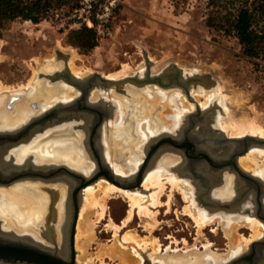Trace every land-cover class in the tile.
<instances>
[{"label":"rangeland","instance_id":"374dc122","mask_svg":"<svg viewBox=\"0 0 264 264\" xmlns=\"http://www.w3.org/2000/svg\"><path fill=\"white\" fill-rule=\"evenodd\" d=\"M208 1L209 0H123L121 8H119L118 12L115 14L109 27L104 32L99 33L97 46L90 50L80 48L74 43L73 32L88 26L85 24H77L68 19V15H70L69 11L72 9L70 5L58 8L59 16H57L55 13L56 10H54L40 23H33L32 21L23 19L10 21L0 29V83L7 87L6 89L9 87L8 90L4 89L7 92L2 91L3 94L1 93L0 95H9L10 98L15 100L13 103L17 106L23 101L22 95L19 94L20 97H18V95L13 96L11 94L15 92L13 89H18L20 87L21 89L18 90L23 89V91H26L27 87L29 88L30 84L35 80L39 81V85H44L45 88L50 90L43 95L39 91H36L33 96V102L35 101V104H37V100L45 102L44 98L49 99L44 107L39 110H34L31 115L34 116L62 100V98H59L50 101L58 95L54 91L55 87H62L64 85L69 86V88H67V92L69 93L68 98L78 95L79 91L75 89L73 85L65 82V80L59 79L53 81L44 76L47 73L54 72L55 69H62L65 66H68L71 72L79 76H86L97 72L110 78H124L136 74L142 75L147 69H150L151 72L156 74L165 70L176 71L177 68L181 69L183 74L209 75L210 77H207V83L203 81L191 84L188 93L180 86H160L157 83H148L139 86L128 83L123 86L122 89L124 91L119 90V87H111L105 90L104 87L97 86L99 90L102 89L101 91L110 93L111 97L109 99L112 100L111 102L115 103V108L112 107V116L103 121L100 136L97 140L98 142L94 143V147H96V144L99 146L103 158L110 164L111 168V159L118 163H123V165L127 167L128 165L132 166L134 162H136L135 158H133V154L136 153L138 157H142V160L140 162L137 161L140 165L136 167V169L134 168V171L131 169L133 172H137L141 166V162L144 161L146 151L143 146H146L149 141V136L145 137L140 135L137 129V123L140 121L141 126L144 124V129L147 122L153 123L154 126L158 125L161 129L159 131H164L163 133L158 132L160 133V135H158L160 138L165 136V134L169 135L174 133L175 129L173 128H177V126L172 123L171 119L172 113L177 111V106L175 103L172 104L170 100H167L165 93L179 94L180 97L178 96L176 102L180 108L184 109L185 116L188 114L190 116L191 113L198 112V108L212 109L213 112L212 110L211 112L214 117L211 122L213 127L220 128L219 119L221 117H229L231 111L232 114H236L235 116L238 118L243 117L249 120V117L250 120H252L254 117L257 119L256 121L264 127V59L256 60L246 56L236 37L223 36L209 28L207 25V16L210 12V9L207 7ZM256 62L258 64H256ZM126 66H128V68ZM224 85L225 88L222 87ZM97 87L93 89V95L96 93ZM220 87H222V89ZM8 91H10V93ZM190 94L193 95L191 96ZM228 97H232V99L230 98L229 100ZM222 101H224V103ZM117 103H119V106L122 105L126 114L124 116V122H121L118 126H114V121L117 120L119 115L117 112ZM242 115H247L248 117ZM30 118L22 124L28 122ZM116 127H118V129H116ZM53 130L55 131L58 129L47 130L42 135L43 140L46 141L47 138L48 142H51L52 139L56 137V135H53ZM223 132L225 135L229 133L225 128ZM74 133L77 134L76 136L79 137L78 140L80 141L85 138V134L80 128L79 131H73V134ZM70 134L71 133L66 135ZM153 134L156 133L153 132ZM125 135L129 138L124 139ZM144 135H147L146 131ZM255 136L258 135L255 134ZM42 137L31 140V142H24L11 149L13 154L16 155L15 161L23 162L31 158L38 165L41 163L45 164L44 162H53L56 164H66L72 167L71 164H73V162L68 159L64 161L61 160L62 162H60V159H53L49 154L47 158H42V156L39 158V150L42 149L44 145V143H42L43 141H41ZM153 137L158 138L154 135ZM100 138H103L102 141ZM133 139L137 142L135 147L132 148L131 145L135 143ZM78 140L76 143L77 147L72 151L76 158L78 157L80 160L84 158V160L76 162L74 165L77 169V167L80 168V165L84 166L89 164L92 171L96 167L94 148L82 142L80 144ZM41 144L42 146H40ZM22 147H26L24 148L26 150L32 147L33 151L29 150L24 155L21 152L23 149ZM170 147L173 150L166 149L159 156L157 155L155 162L143 172V179L145 174L156 165V161L158 165L160 161L164 159V156L169 154L178 157L177 153H175V150L178 148L171 144ZM11 150H9V152ZM8 156L9 155H7V158ZM257 159L259 164L264 167V158L258 157ZM244 169L252 174L254 173L252 168ZM176 174L178 175V173ZM227 174L231 175V179L228 184L221 189L225 188V192L228 193H217V196L226 199L235 194V176L230 173ZM254 175L264 179L262 175ZM36 178L33 181L26 179V181L23 180V182H17V184H0V196H2L1 191L6 192L5 197L8 195L6 198L13 196V193L11 194L10 192L19 195L21 189L36 185L38 187L36 193L38 195L41 194L42 202L39 201L40 198L37 200V197L32 196V193L35 194L34 190L31 191L32 193L28 192L31 203L37 202L45 207V205H49L51 200V195L45 185H49L52 182H48L41 177L38 179ZM101 179L109 181L104 176H100L94 182L86 185L81 191L80 203L84 199L83 195L85 188L92 184L96 186ZM142 184L143 183L137 187H141ZM166 185L161 196L162 203L160 206L151 207L156 211L155 218L139 215L138 208L135 207L133 217L127 222L126 226H123L122 222L128 214L129 203L127 198L120 194H112L107 199L106 211L103 216L99 214L101 212L99 210L100 208L89 207V209L92 208L90 221L94 234L92 233L93 238L89 239V243L88 241L86 243L84 238H82L84 241L81 239L82 245L87 244L85 247L83 246L86 250V255L84 249L79 250L75 245L77 262L81 255L83 259L79 260V264H126L119 260L118 257L112 258L106 253L108 248L110 249V247L115 245L118 246L120 245L118 243L122 241L126 246V250L129 249L128 251H130L132 249L134 251L133 248L135 243L123 240V236L126 232H133L141 239L144 238L148 240V242H152L156 239L159 243V251L156 258L151 256L154 251L151 242H149L146 248L136 245L135 248L137 247L136 250L139 253L133 255L135 260H137L134 264H146L145 261L147 259L151 262H157V264H164L162 261L161 263L159 261L161 257L166 259L167 264H171L172 262V264H183L182 262L189 264H215L218 262H225L235 257H231L230 250L234 246L240 248H238L239 251L236 256L249 250L255 237L251 226L245 222V217H242L238 221L233 220L235 222L228 226V224H225V219L220 215H225L227 212L237 213V211L216 209L212 212L211 209H207L209 216L213 217V220L199 227L194 217H192L193 215L184 210L189 202L183 197L182 192L178 189H172L169 183H166ZM152 189L154 188H151V190ZM214 190L216 192L217 189ZM8 192L10 194H7ZM0 200V211L3 210L5 212H0V228L13 230L18 233L16 228L12 229L11 227H7L10 225H7L8 223L4 217L10 215V213L21 216L23 207L28 213L30 211L27 208L29 203L23 205V202H21L20 210L14 211L11 210V204L10 207L1 197ZM197 202L199 201L197 200ZM251 204L252 202L248 199L241 203L243 208L246 207L248 210L252 211L253 208ZM46 212H48V209ZM243 212L240 213L244 215L249 213L247 211ZM55 213L57 214V211ZM45 214L38 220L39 222L37 224L39 226L40 224H44ZM56 214H53L52 219H55L54 217L56 216L58 217ZM251 214L258 218L253 213ZM25 216H27V214L18 218H23ZM61 217L59 218L61 219ZM18 218L15 217V222L17 224H28L31 221L28 219L26 222H21L19 220L22 219ZM110 219H113V221L119 225L121 224V228L116 230L110 226ZM258 219L263 223V235L261 237L263 238L264 222L260 218ZM147 222H151L153 226L145 225ZM232 230L234 232H232ZM77 232L76 225L75 241H77ZM259 239L260 238L256 240ZM75 244H77V242H75ZM108 245L109 247L106 248ZM104 247L105 249H103ZM168 257L169 260H167ZM86 258L90 259V263Z\"/></svg>","mask_w":264,"mask_h":264},{"label":"bare ground","instance_id":"6f19581e","mask_svg":"<svg viewBox=\"0 0 264 264\" xmlns=\"http://www.w3.org/2000/svg\"><path fill=\"white\" fill-rule=\"evenodd\" d=\"M73 55H75V54H73ZM126 67L128 68V66H126ZM123 71H124V69H123ZM207 77L209 78L210 76L207 75ZM62 87H55L54 88L55 89L54 91L58 95L56 96V98L54 97L50 101H54V100H57L59 98H62L63 100L68 99L69 93L67 92V88H69V86L64 85ZM98 87H97V90L95 91L96 93L92 96V98L101 97V98H104L105 100H109V98L111 97L110 93L107 91H101L102 89L99 90ZM222 87L225 88V85ZM222 87H220V88L222 89ZM6 88L7 87H5L4 85H2L0 83V94L2 93V91H6L9 89V87H8V89H6ZM4 89H6V90H4ZM18 89H21V88L19 87ZM18 89H13V91L15 90V92L11 93L13 96L18 95V97H20L19 94L22 95L23 101L21 104H18L17 106L13 103V101H15V100H13V98H10L9 95H7V96H6V94L0 95V127H5V128H0V129L8 130V129H12V128H16L18 126H21V124L24 121H26L30 117L31 118L33 117L31 115L34 112V110H39L40 108H42L46 105V102H48L49 98L48 99L44 98L45 102L39 101V100H37V104H35V101L33 102V99H34L33 96H34V93L36 91H39L43 95L44 93H48V90H50L48 88H45L44 85H39V81L35 80L32 84H30L29 88L27 87L26 91H23V89L22 90H18ZM8 92L10 93V91H8ZM220 92H221V90H220ZM165 95H166L165 97H167V100H170L172 102V104L175 103L177 106V111L172 113V116H171L172 123L174 125H176L177 128L174 127L173 129H175V132L170 134V135L180 136V135H182L183 130L187 126H189L192 115L195 113H191L190 116H189V114L185 116L184 109L180 108L176 102V99L179 96L178 93H176V94L175 93H169V94L165 93ZM18 97H16V98H18ZM230 98L232 99V97H230ZM230 98H229V100H230ZM182 101H183V99H182ZM193 102H195V101H193ZM222 102L224 103V101H222ZM232 102H233V100H232ZM206 103H207V101H206ZM228 103H229V101H228ZM117 105H118L117 112L119 115H118L117 120L114 121V126L115 125L118 126L121 122H124V120H125L124 116L126 114L125 109L122 107V105L119 106V103H117ZM117 105H116V108H117ZM192 105H194V104H192ZM211 110L212 109H210V108H204V109L198 108V112H196V113H200L202 115V117H204V119H202L201 122L198 121L199 122L198 126L195 127L192 130V132L190 133V134L196 135L195 137H197V138L199 137V139L204 140L203 147L207 148L210 152L221 155V154L226 153V151H230L233 147V145H231V144H227V145L224 144V145L216 147L215 145H213V143H211L213 138L219 137V135H217V131H216L217 129L221 130L222 132H223L224 128L227 129L230 134L228 133L226 135H227V137H230V138H240L243 136H248L247 134H249L250 136H255V134H257L258 136H256V137L264 138V127H262L259 124V122L256 121L257 120L256 118L253 117V119L250 120V118L247 115L246 116L242 115V116L248 117L249 120H247V118L245 119L243 117L238 118L237 116H235L236 114H232V111H231V114L229 117H227V118L221 117L219 119L220 128L219 127H211V124H212L211 121H213V117H214L212 114L213 110H212V112H211ZM233 113H235V112H233ZM193 121H195V118ZM82 122H84V121H82ZM156 123H158V122H156ZM61 124H63V122ZM61 124L48 126L39 132L38 131L34 132L31 135L30 139L26 142H29V141L31 142V140L37 139V137L43 135L46 130H48L50 128L58 127ZM140 124H141V122L139 121L137 123V129H138V132H140V135L145 136V137L149 136V141L147 142L146 146H143L145 151H147V148L152 143V141L154 142L157 139H159L160 137H158V135H160V133H163L164 131H159V130H161L159 128V126L158 125L154 126L153 123H151V122L150 123L147 122L145 129H144V124L142 126ZM123 126H124V124H123ZM116 129H118V127H116ZM191 129L192 128L189 127L188 130H191ZM144 130L146 131L147 135H144L145 134ZM153 132L156 134H153ZM158 132H160V133H158ZM53 133H54L53 135H56V137L54 136L55 138L52 139L51 142H48L47 138H46V141L43 140V137H42L41 141H43L42 143H44V145H43V148L39 150V153H40L39 158H41V156H42V158H47L50 155L51 157H53V159H56V158L60 159V162L68 159V160H71V162H73V164H71L72 167H75L74 164L76 162H81L82 160H84V158H81V160L78 157L76 158V156L74 155V153L72 151L74 148L77 147L76 143H77V140L79 137L76 136L77 135L76 133H74L72 135L73 131L70 132V129H68L67 127L62 128V129H58L55 131L53 130ZM69 133H71V134L66 135ZM153 135L155 137H158V138H154ZM165 135H167V134H165ZM126 138H129V137L127 135H125L124 139H126ZM102 139H101V141H102ZM134 140L135 139H133V142H134ZM136 142L137 141L135 140V143H133L131 145L132 148L135 147ZM0 146L2 147L3 145H1V143H0ZM15 146H18V144L11 146V148L9 146H4V147L0 148V153H2L1 158H0V172H2L4 174H11V173L21 171V170L23 171V168H25V167L27 168V166H28V162H25L24 164H19V163H16V161H15V162L9 164V160L7 159V154H5V152L6 153L9 152V150L13 149ZM40 146H42V144ZM102 147H103V145H102ZM22 148L23 149L21 152L24 155L29 150L33 151L32 147L27 148V150L24 149L26 147H22ZM36 148H39V147H36ZM36 148H34V149H36ZM21 152H20V155H21ZM161 153H163V151ZM161 153H159L158 156ZM181 156H182L181 154L178 155V157L169 154V155L164 156V159L162 161H160V163L158 165H157V161H156V163H155L156 165L154 164L156 167L153 166L152 169H150L145 174L143 182H142L143 184L141 187H137V188L133 187V188L126 189V188H122L120 186H117V185H115L109 181H105L104 179H101L96 184V186H94L93 184L87 186L85 188L84 195H83L84 199L81 201V203L79 202L80 212L78 214L77 223H76L77 224V231H78L77 235H76L77 241H75V242H77V244H75L76 248L79 250H83V249L85 250L84 247L87 245L86 244L87 241L89 243V239L93 238L92 233L94 234V232H93V227H91V221H90V216H91V212H92L91 209L94 207L100 208L99 210L101 212L99 214H100V216L101 215L103 216L105 211H106L107 199L112 194L122 195L123 197L127 198V201L129 203V208H128V212H127L128 214L122 222L123 226L124 225L126 226L127 222H129L131 220V218L133 217V214L135 212V207L138 208L139 215L141 214V215H146V216L155 218L156 217V211L153 210L151 207L160 206V204L162 203L161 196H162V194H163V192L167 186L166 183H169V185H171L172 189H178L179 191L182 192L183 197L189 202L185 206L184 210L188 213H191V215H193L192 217H194V219L196 220L197 225L199 227H201V226L209 223V221L213 220V217H210L209 212L207 211V209L209 210V208L204 207L201 203L199 205V202H197V200H198L197 199L198 189L196 188V186L194 187L195 184L187 176L182 174V172L179 170L181 168V166L179 165L182 161ZM258 157L264 158V146H258V145L251 146V148L249 149V151L245 155L239 156L237 158V162L242 168L243 167L246 169L252 168L254 171L253 174L262 175V177H263L264 176V167H263V165L259 164V161L257 159ZM133 158H135L136 162H134V164L132 166L128 165V167L123 165V163L121 164L120 162L118 163L117 161H113L111 159L110 163L112 165L113 171L115 173L119 174L120 176H128L130 174H134L135 172H133V171L136 169V167H139V165H140L139 162L142 160V157H138L137 154L134 153ZM156 158L157 157H155L153 162H155ZM15 160H16V157H15ZM137 161H139V162L137 163ZM44 163H46V162H44ZM42 164L43 163H41L40 165L42 166ZM141 164H142V162H141ZM49 165L47 166L48 168H50ZM77 169H81V171H83L86 175H88L91 171V166H89V164H86L84 166L80 165V168L77 167ZM131 169H133V171ZM61 173H63V172H61ZM176 173H178V175ZM225 178H224L223 182L215 188V189H217L216 192H215V190L213 192V196H216V197L220 198L221 200H228L232 197V196H230L229 198L226 199V198H221V197L217 196V193H219V194L228 193V192H225V188L224 189H221V188L225 187L228 184V182L231 179V175H228L226 173ZM63 179H65V177ZM234 182H235V178H234ZM40 185H42V184H40ZM45 186L51 195V198H50L51 201L53 199L52 206H54V208H55L54 211L55 212L57 211L56 215H58V217L56 216L57 217L56 220H57V222H60L55 227L56 231L55 230L52 231L51 229L46 231L47 228H45V229L36 228V226L38 225L37 223L39 222L38 220L42 217L43 214L46 213L47 206L45 205V207H43L42 205L38 204L37 202L31 203L28 192L30 193L31 191H34V190H35V194H33L31 192L32 196L37 197V200H39V198H40L39 201L42 202L41 194L38 195L36 193L38 190V187L36 185H34V186H27L25 189H21V192L19 195L17 193L10 192L11 194L13 193V196L8 197V198H6L8 195H6V197H5L6 192L1 191L2 196H0V197L9 206H10V204L12 205V207L10 206L11 210H14V211L20 210L21 202H23L22 203L23 205L29 203L27 208L30 211L27 213V211L23 207L22 211H21V216L26 215V214H27V216H25L23 218H18L21 216L14 215L15 213L14 214L10 213V215H7L8 217L7 216L4 217V219H6V222L8 223V224L7 223L6 224L10 225L7 227H11L12 229L16 228V230L18 231V234L13 230H5V229L0 228V238L1 239L4 238V240H7V239L8 240L9 239L24 240L25 242L26 241L31 242L32 245L33 244L38 245V246L44 245V246H42L44 248H46V247L52 248V247H54V244H57L58 245L57 246L58 247V253L65 255L64 253L66 251L65 252L63 251L66 247L64 242H66V236H67V234H66L67 229H65L66 228L65 222L67 221L66 223H68V220L70 219V207H69L70 201L68 199V192H69L70 185L66 181H65V183L64 182L61 183V181L59 183V181H58V182H54V183L52 182L51 184H49V185L47 184ZM151 188H154V189H152L153 191L151 190ZM234 192L236 193V191H234ZM10 193L8 192L7 194H10ZM171 196H170V199H171ZM166 204H167V202H166ZM169 204H170V202H169ZM0 205H1V203H0ZM89 207H92V208L89 209ZM244 208L248 210V208H246V207H244ZM243 211H245V210H243ZM243 211L242 210L238 211L239 213L238 212L237 213L227 212L225 215H220V216L225 219V221H226L225 224L226 225L228 224V226L232 225L231 223L235 222L233 220L238 221L242 217H245L246 218L245 222L248 225H250L252 230H253V235L255 237V240L258 238H261L263 235V230H262L263 223L258 218L254 217L251 214V213H253L251 210L247 211L249 213H247L245 215L240 213ZM0 212L5 213L3 210ZM24 212H25V214H24ZM212 212H213V210H212ZM14 216L17 217L18 219H22L23 221L19 220L21 222H26V220L30 219L32 221V224H29V223L28 224H26V223L17 224L15 222ZM59 217H61V219ZM21 225H23L24 227ZM109 225L112 226L113 228H115L116 230L121 228V224L119 225V224L115 223L113 221V219H110ZM145 225H152V224H151V222H147ZM113 231H115V230H113ZM232 232H234V231L232 230ZM49 238H52V239L50 240ZM82 238L85 239L86 243L85 242L84 243L86 245H82L81 242L84 241ZM81 239H82V241H81ZM123 240L126 242H130V241L134 242L135 246L138 245L139 247H144V248H146L148 246L149 242H151V241L148 242V240H146L144 238L141 239L140 237H138L133 232H126V234H124V236H123ZM255 240H253V241H255ZM7 243H9V242H7ZM151 243L153 244V248H154V251L151 254V256L153 258L154 257L156 258V256L158 255V251H159L158 250L159 243L156 239H154V241H152ZM118 244H120V245L117 246L114 244L115 246L110 247V249L108 248L106 253H108V255H110L112 258L118 257L119 260H121L122 262H124L126 264H134L135 261H137V260H135L133 255H135V253L136 254L139 253L136 250L137 247L135 248V246H134V248H133L134 251L132 249L130 251H128L129 249L126 250V246L124 245L123 241L118 243ZM152 244H151V246H152ZM107 247H109V245L106 246V248ZM123 248H125V249H123ZM238 248L239 247L234 246L233 248L230 249L231 255H232L231 257L236 256L238 254V251H239ZM103 249H105V247ZM81 252H83V251H81ZM33 253H35V252L31 251L30 249L25 248V246H21V245L19 246L18 244L12 245V243H10V244H5V245H0V255H2V254L12 255V256L13 255H24V256H27L29 258L48 262V259L44 260L43 258H38V257L34 256ZM84 253H85V255L87 254L86 250L84 251ZM229 257H230V255H229ZM80 259H83V256L81 257V255H80L79 260ZM86 259L89 262L90 259H88V258H86ZM161 259L159 260L160 263L162 261L164 264H167V261L165 258L161 257ZM79 260H78V262H79ZM167 260H169V257ZM182 263L183 264H189V263H185V262H182ZM0 264H11V263H5L4 261L1 260ZM53 264H58V263L55 262ZM86 264H88V263H86ZM195 264H199V263H195Z\"/></svg>","mask_w":264,"mask_h":264},{"label":"water","instance_id":"95a60500","mask_svg":"<svg viewBox=\"0 0 264 264\" xmlns=\"http://www.w3.org/2000/svg\"><path fill=\"white\" fill-rule=\"evenodd\" d=\"M177 69L176 71L165 70L156 74L151 72L150 69H147V71H145L142 75L136 74L124 78H110L97 72L86 76H79L71 72L68 66L63 67L62 69H55L54 72L47 73L44 76L52 79L53 81L59 79L65 80V82L73 85L75 89L79 91L78 95L65 102H56L47 110L34 115L28 122L22 124L21 126L8 130L0 129V143L3 146H11L19 144L20 142H26L30 139L34 132H39L48 126L61 124L65 120L69 121L75 119L77 122L74 124L75 127L83 130L86 145L90 146L93 130L97 127V132L93 138L96 143L98 137L100 136L103 121L112 116V107L115 108V103L105 100L104 98L94 101L89 99L90 93L95 87L102 86L105 89L119 87V90L124 91L122 88L128 83L137 86L146 85L148 83H157L160 86H180L188 93L189 86L191 84H196L197 82L202 81H206V83L208 82L207 75L183 74L181 69ZM82 119L90 121L82 125L78 122ZM193 122L194 121L192 120L191 123ZM216 131L219 137L213 138L211 143H213L216 147L224 144H231L233 147L230 151H226V153L221 155L215 154L203 147L204 140L199 139V137H195L196 135L190 133H188L189 135H186V132H184L181 136H173L169 134L157 139L154 142L152 141L147 148L145 159L139 170L128 176H120L112 170L111 166L103 158L97 144L95 150L98 151L99 154L98 157H95L94 155L96 167L88 175H86L83 171L72 168L66 164L49 162V166L54 169L51 172L62 170L64 171V176L69 173L74 179L81 182L82 186H86L97 180L100 176H104L107 180H109V182L117 186L127 189L133 188L142 183L143 172L153 164V160L159 153L166 149L173 150L169 144H162L158 148L162 141H173V138L182 140L185 136H189L190 139L194 140V142L198 145V154L196 156H191L186 152L184 155L183 153H178L179 150H175V153H177V155H182V161L179 164L181 168L179 170L195 184L198 189V201L203 206L211 210L222 209L225 211L235 210L238 212L241 210L249 211L245 208L243 209V205H241L242 201L248 199L252 202L251 206L253 208V214L264 222V179L243 169L237 162V158L245 154L251 146H264V138L250 135L240 138H230L227 137L221 130L217 129ZM28 165L33 167V174L35 169L38 170L45 168L38 165L31 158L28 159ZM101 166L110 170L112 177L108 175L107 171L100 168ZM48 172L49 171L46 173ZM226 173H230L235 176L236 193L228 200H221L220 198L213 196V190L223 182ZM77 210L79 211V209H76V211ZM77 216L78 212H76L74 217V227L77 223ZM72 232H74V230ZM7 242L8 241L4 240V238H0V245L10 244ZM0 258L23 259L40 264H53L52 261L44 262L24 255L12 256L2 254L0 255ZM57 263L65 264L60 261H57ZM145 263L157 264V262H151L149 259H147ZM72 264H77L74 259ZM215 264H264V237L252 242L248 251L230 258L225 262H218Z\"/></svg>","mask_w":264,"mask_h":264},{"label":"trees","instance_id":"16d2710c","mask_svg":"<svg viewBox=\"0 0 264 264\" xmlns=\"http://www.w3.org/2000/svg\"><path fill=\"white\" fill-rule=\"evenodd\" d=\"M75 4V0H0V29L16 19L40 23L54 10L65 5L73 8ZM207 7L209 28L223 36L236 37L246 56L264 59V0H209ZM73 35L74 43L85 50L98 44L99 32L95 28L82 27Z\"/></svg>","mask_w":264,"mask_h":264},{"label":"flooded vegetation","instance_id":"af4514ba","mask_svg":"<svg viewBox=\"0 0 264 264\" xmlns=\"http://www.w3.org/2000/svg\"><path fill=\"white\" fill-rule=\"evenodd\" d=\"M203 82V81H202ZM93 90L91 91L90 93V96H89V99H91L92 101L94 100H98V99H101V97H98V98H92L93 96ZM74 97V96H73ZM68 100H71V98H68V99H65V100H60V101H68ZM109 101H112L111 99H109ZM114 103V102H113ZM195 113V112H193ZM191 115V114H190ZM193 118V119H192ZM192 118L190 120V124L189 126H187L184 130H183V133L186 132V135H189L188 133H191L192 130L195 128V126L197 127L198 125H196V123L198 124L199 122L202 121V119H204V117H202V115L199 113H195L192 115ZM195 118V121L193 123H191L192 120H194ZM201 118V119H200ZM86 119H83V120H79L78 122L81 123L82 125L88 123L90 120H86ZM84 121V122H82ZM199 121V122H198ZM77 122L75 121V119L73 120H65L63 122V124H61L60 126L58 127H55V128H50V129H62V128H65L67 127L68 129H70V131H79V128L78 127H75L74 124H76ZM194 125V126H193ZM192 126L191 130H188L189 127ZM82 127V126H81ZM211 127L212 124H211ZM77 128V129H76ZM97 127L93 130V136H92V139L90 140V145L92 146V148H94V155L95 157L97 156L98 157V151H96L95 147H94V143H95V140L93 139L96 132H97ZM49 130V129H48ZM80 130H82L80 128ZM47 131V130H46ZM45 131V132H46ZM182 133V135H183ZM73 134V133H72ZM181 136V135H180ZM172 138V137H171ZM85 138H83L81 141L78 140V142L81 144V142L84 144H86L85 142ZM25 142V141H24ZM24 142H20L18 145H21L22 143ZM162 144H171L173 146H176L179 150L178 153H183L185 155V153L187 152L189 155L191 156H196L198 154L197 152V147L198 145L194 142V140L190 139L189 136H185L182 140H177L176 138H173V141L171 140H164L161 142V144H159L158 148L162 145ZM16 145V144H14ZM4 146H7V145H4ZM2 146V147H4ZM13 146V145H11ZM11 146H9L11 148ZM0 146V148H2ZM1 154L0 153V158H1ZM6 154V152H5ZM7 155L8 156V160H9V164L15 162V157L16 155L13 154V151L11 150ZM15 155V156H14ZM4 156V155H3ZM200 158H203V157H200ZM25 162H28V159L26 161H23V162H16V163H19V164H24ZM50 163H45V164H42V167H45L43 169H35V172L34 174L32 173L33 171V167H31L30 165L27 166V168H23V171H17V172H14V173H11V174H4L2 172H0V184H17V182H22L23 180H35L38 179V178H44L46 181L48 182H58L60 183H65V181L67 183H69L70 185V188H69V192H68V199H69V207H70V219L68 220V223L65 222V229L66 230V242L65 245V249L63 250L65 253V255H62L61 253H58V245L57 244H54V247L50 248V247H42L44 245H41V246H38V245H32L31 242H28V241H24V240H18V239H7V241L9 243H12V244H18L19 246H25V248L27 249H30L31 251L35 252L33 253L34 256L38 257V258H43L44 260H47L48 261H52V263H55L57 261H60L62 263H65V264H72V261L73 259L75 260V262L77 264H79L76 260V249H75V234H76V225L74 227V217L76 215V212H78L79 214V211L76 209H80L79 208V202H80V196H81V191L82 189L85 187V186H82L81 185V182H79L77 179L74 180L73 176H71L69 173H67L68 175H65L63 176L64 174L61 173V172H64L62 170H57V171H53L51 172L52 170L54 169H51V168H48L47 166L49 165ZM100 168L104 169L105 171H107L108 175L111 176V173H110V170L104 168L103 166H101ZM25 169V170H24ZM48 169V170H47ZM47 171H49L48 173H46ZM60 174H59V173ZM58 173V174H57ZM47 174V175H46ZM56 174V175H55ZM68 178H67V177ZM70 176V177H69ZM65 177V179H63ZM112 177V176H111ZM52 178V179H51ZM55 178V179H54ZM68 180H67V179ZM18 180H21V181H18ZM70 180V181H69ZM76 181V182H75ZM67 188V189H68ZM72 188V189H71ZM71 189V190H70ZM72 191V192H71ZM71 193V194H70ZM53 204V199L52 201L50 200L49 202V206L47 204V209H48V212H46L45 214V219H44V224H40V226H36V228H39V229H45L47 228L46 231H48L49 229H51L52 231H56L55 227L56 225H58L60 222H57L56 220V217H54L55 219H52L53 218V214H56L55 213V208L54 206H52ZM53 207V208H52ZM54 212V213H53ZM78 218V216H77ZM53 220V221H52ZM55 220V221H54ZM51 221V222H50ZM54 222V223H53ZM56 222V223H55ZM77 222V221H76ZM29 224H32V222L30 221ZM43 225V226H42ZM67 225V226H66ZM74 230V232H72ZM18 234V233H17ZM50 234V233H49ZM51 237V236H50ZM50 240L52 238H49ZM25 242V243H24ZM20 243V244H19ZM26 244V245H25ZM47 244V243H46ZM30 245V246H29ZM37 246V247H36ZM57 247V248H56ZM41 254V255H40ZM4 261L5 263H11V264H40V263H36V262H32V261H29V260H23V259H11V258H0V261ZM54 260V261H53ZM56 260V261H55ZM60 264V263H58Z\"/></svg>","mask_w":264,"mask_h":264},{"label":"built area","instance_id":"2783aa9c","mask_svg":"<svg viewBox=\"0 0 264 264\" xmlns=\"http://www.w3.org/2000/svg\"><path fill=\"white\" fill-rule=\"evenodd\" d=\"M75 2L69 11L68 19L102 33L109 27L123 0H75ZM55 13L59 16L58 10Z\"/></svg>","mask_w":264,"mask_h":264},{"label":"crops","instance_id":"0c3cea01","mask_svg":"<svg viewBox=\"0 0 264 264\" xmlns=\"http://www.w3.org/2000/svg\"><path fill=\"white\" fill-rule=\"evenodd\" d=\"M39 137H42V135L41 136H38L37 139H39Z\"/></svg>","mask_w":264,"mask_h":264}]
</instances>
